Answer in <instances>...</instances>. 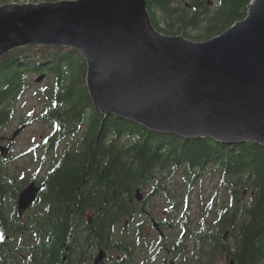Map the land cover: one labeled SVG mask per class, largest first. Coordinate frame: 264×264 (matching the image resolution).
<instances>
[{
  "label": "trees",
  "instance_id": "trees-1",
  "mask_svg": "<svg viewBox=\"0 0 264 264\" xmlns=\"http://www.w3.org/2000/svg\"><path fill=\"white\" fill-rule=\"evenodd\" d=\"M7 1L0 0V6ZM146 1L158 32L171 36L189 30L195 33L193 40L205 42L244 20L252 0ZM43 75L51 84L40 90L47 103L39 117L52 124L53 133L44 139L40 162L48 155L52 160L39 179H26L24 174H7L2 165L14 158L0 157V264H56L84 241L81 251L89 245L91 251L116 248L123 258L134 257L135 244L156 251L158 242L143 237L141 224L130 221L125 229L124 223L141 218V208L157 197V173L180 169L192 180L205 170L219 171L226 197L216 210L220 200L217 193L211 195L193 230L189 206L184 209L183 232L172 248L183 258L181 264H264V146L186 140L104 117L89 98L81 55L45 46L17 49L0 59V135L15 120V105L30 88L28 80ZM22 119L27 121L20 126L35 116ZM32 182L40 188L37 201L25 218L18 217L17 196ZM149 185L154 190L138 207L137 192L142 194ZM168 203L175 207L173 198ZM86 211L94 213L89 224L82 220ZM156 223L160 230L166 224ZM189 239L194 250L187 256ZM157 251L153 258L163 254L162 248Z\"/></svg>",
  "mask_w": 264,
  "mask_h": 264
},
{
  "label": "water",
  "instance_id": "water-1",
  "mask_svg": "<svg viewBox=\"0 0 264 264\" xmlns=\"http://www.w3.org/2000/svg\"><path fill=\"white\" fill-rule=\"evenodd\" d=\"M29 46L79 53L92 106L104 117L186 140L264 146V0H252L244 20L205 42L158 32L146 0L1 5L0 59ZM8 149L0 148L3 159ZM38 193L35 183L19 193L18 217ZM104 258L100 251L95 264Z\"/></svg>",
  "mask_w": 264,
  "mask_h": 264
},
{
  "label": "rangeland",
  "instance_id": "rangeland-1",
  "mask_svg": "<svg viewBox=\"0 0 264 264\" xmlns=\"http://www.w3.org/2000/svg\"><path fill=\"white\" fill-rule=\"evenodd\" d=\"M58 1H74V0H58ZM46 2H55L53 0H9L6 4H39ZM5 5V4H4ZM190 36V38L188 36ZM171 36H181L187 40L197 42L191 37L195 36L192 31H186L182 34H176ZM31 84L30 88L25 92V95L16 103V118L15 120L5 129L0 135V148H8V158H14L12 161L3 164L2 169H5L6 173L10 176L20 177L24 174L26 179L37 176L38 179L41 177L45 171L48 169L49 164H51L52 157L50 155L46 156L44 162H40L41 155L43 153L44 139L51 136L53 133L52 124H48L46 119L39 117L41 110L45 107L47 99L44 98L45 94L40 92L41 89L47 88L51 84V81L47 76H35L28 80ZM48 89V88H47ZM22 116H35L31 123H27L22 127L18 135L11 140V136L17 130H19L22 122L26 123L27 119H22ZM78 137V136H77ZM75 138V140L77 139ZM66 144L63 142L62 147ZM61 147V148H62ZM171 175V176H170ZM166 176V177H164ZM157 185L161 186L160 189L156 190L158 192L156 198L149 199V203L145 208L149 216L152 217L155 222L166 223L161 231L162 239L159 242L158 231L152 228H146V234H150L155 242L156 251L162 248L163 255L158 258L153 264H163L166 260L169 264L173 259L177 264L183 262L182 257H176L177 252L173 251L172 248L179 241L182 230V224L185 222L184 209L189 206V213L191 215L190 221L192 222L191 229H195L197 223L200 222L201 218L204 216L203 211L209 205L208 201L214 193H217V198L219 201L216 210L222 208L225 190L223 187H219V182L221 179L220 172L215 169L205 170L202 174H198L195 180L189 177L184 169H180L174 173L169 170H165L157 173ZM184 178H188L185 182ZM38 181V180H37ZM188 185L192 188L189 190ZM27 185L24 186V188ZM165 188V189H163ZM151 185L147 186L143 190V194H147L153 191ZM173 198L174 208L168 203V199ZM33 209V208H32ZM7 212L10 211L9 207H5ZM27 212L22 218H25ZM149 217V218H150ZM148 218V219H149ZM143 218H138L135 222L144 221ZM160 234V235H161ZM187 256H190L194 250V242L192 239L187 240ZM164 248V249H163ZM166 250H172L168 253ZM220 264H226L225 260H222Z\"/></svg>",
  "mask_w": 264,
  "mask_h": 264
},
{
  "label": "flooded vegetation",
  "instance_id": "flooded-vegetation-1",
  "mask_svg": "<svg viewBox=\"0 0 264 264\" xmlns=\"http://www.w3.org/2000/svg\"><path fill=\"white\" fill-rule=\"evenodd\" d=\"M40 191V188H39ZM141 200H136L137 206L140 207L143 205L145 195L142 193L140 196ZM132 203V201H130ZM141 211L143 215L141 218L145 216V223L144 221L137 222L138 224H141L143 227V237H147L148 240H153L150 234H146V228H152L153 230L156 231L154 228V223L155 220L149 216L148 212H146L145 208H141ZM94 213L91 211H86L84 213V217L82 220L85 223H90L92 221ZM150 217V218H149ZM149 218V219H148ZM138 220V218H135L133 221L131 219H128L124 223V228L126 229L130 225V221L135 224V222ZM136 223V224H137ZM135 224V225H136ZM159 233V232H158ZM115 236V234H114ZM117 236V235H116ZM115 236V237H116ZM114 237V239H115ZM159 238L162 239V236L159 234ZM106 242V237L105 241ZM102 243V244H103ZM85 245V241L82 243H79L76 248H73L72 251L68 254V250L66 249V252L68 255L64 254L61 259L63 262H56V264H95L96 257L98 256L100 251H103L105 253V258L102 260L101 264H153L155 261L158 260V258L162 257L164 254H160L158 258H153L156 254L155 249H141L138 245L135 244L134 250V257L133 258H123L121 254H119L118 250L115 248L114 252L108 249H105L103 247H94V249L91 251V246L87 247L86 251H81L83 249V246ZM164 249V248H163ZM168 253H171L172 250H166ZM157 253H160V251H157ZM112 256H114L112 258ZM68 257V258H67ZM175 260L173 259L172 261L169 262V264H177V262H174ZM168 261H164L163 264H167Z\"/></svg>",
  "mask_w": 264,
  "mask_h": 264
}]
</instances>
